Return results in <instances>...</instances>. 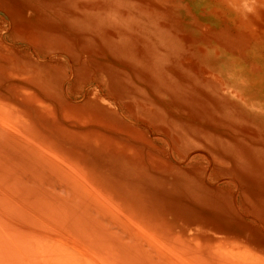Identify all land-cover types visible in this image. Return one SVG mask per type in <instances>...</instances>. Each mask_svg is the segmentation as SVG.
<instances>
[{"label":"bare ground","instance_id":"obj_1","mask_svg":"<svg viewBox=\"0 0 264 264\" xmlns=\"http://www.w3.org/2000/svg\"><path fill=\"white\" fill-rule=\"evenodd\" d=\"M46 1L69 20L46 24L76 29L81 41L22 34L44 60L21 56L9 42L19 34L0 32L15 59L0 51V264H264V143L242 132L248 121L264 137V4L218 0L231 14L185 60L192 36L170 30L177 14L156 11L165 0ZM1 5L43 23L44 8L23 15L22 0ZM233 15L251 21L221 33ZM61 52L72 60L57 62ZM93 77L107 102L84 89ZM201 149L202 164L187 161Z\"/></svg>","mask_w":264,"mask_h":264},{"label":"rangeland","instance_id":"obj_2","mask_svg":"<svg viewBox=\"0 0 264 264\" xmlns=\"http://www.w3.org/2000/svg\"><path fill=\"white\" fill-rule=\"evenodd\" d=\"M22 1H24V2L27 3L26 10L21 12L23 15L27 14L28 12L31 11V9L36 8V7L37 8H44L46 10H44L42 12H39L42 15H45V17L40 18V20H42L43 23H39V22H36V21L21 22V21H19L17 19L16 14L14 15L10 9H8L7 7L1 5V7H0V32L2 31L4 34H6L9 39H13V38H15L17 36V34H19V40L14 41V42H12L13 40H9V42L11 44H13V45H10V44L9 45L12 48L16 49L21 56L28 57V55L30 54L31 50H34L38 54V56L40 57V59H44L45 60V59L50 58V57H47V56L45 57V54H44L45 52H44V48L43 47L38 46L36 44L34 45V43H32V42H27L26 40H23L22 34L40 33V34H43V35H46V36L57 37L55 35V33H58V34H62L64 36L63 39H69V40L73 41V43H76V42L79 43L81 41V40H78L77 39L80 32L78 30H76V29H72V30H69L68 31L66 28L63 29V28H61L59 26H54V25H51V24H49V25L46 24V23H51L52 22V19H54L55 17L56 18H59L60 20H65L67 22V21H69L68 20V14L64 15L63 17L62 16H59L58 13L56 12V9L55 8H47V1L46 0H22ZM150 1L154 5H156L155 1H158V0H150ZM227 1H228V4L230 6H232L233 2L231 0H227ZM33 2H35V3H33ZM179 2H180V4L182 6H185V8H187L190 11L188 14L184 10H180L179 11L177 8L176 9L174 8V7H176V3H179ZM252 2H258V3H263L264 4V2L262 0H255V1L254 0H251V3ZM216 3H218V0H183V1L182 0H165L164 3H163L164 6L160 5L159 6L160 7V10H156L157 12L164 13V15H169V11H172L175 14H177V15H174V16H170L169 17V20L170 21L168 22V24L171 26V29L170 30H172L174 32V34H176L178 36H182V33H178V30L184 31L183 29H185L187 32H190L191 33V36H192L191 40H189L188 43L186 42L187 53H185V52L182 51V54H185L186 55L183 59L190 60V58H191V60H194V57L193 56L188 55V54L191 53L190 50L193 49V48L190 47L192 45V43H194V46H195V43L196 42H198V43L203 42V36L208 35L209 33H215L217 30L219 31V29H221L224 26V24H222L220 21H224L225 20V17H229V15L231 14V12L224 11L220 7V4H216ZM168 6H170L169 7V11L166 9V7H168ZM172 6H174V7H172ZM58 9H64V8L61 5H59L58 6ZM193 10H195V11H193ZM231 10H233V9H231ZM14 12H15V10H14ZM261 12H262V15H260V17H257L256 19L261 20V21H264V14H263L264 13V9ZM41 14L39 16H41ZM193 17H195V18L198 19V29H196V30L191 27L192 23H190V21L192 20ZM180 18L183 19V20H185L189 24H184L183 25V24H180L179 22H175V21H177ZM235 18L236 17L233 15L234 21H235ZM250 21L251 20H249V22ZM241 22L242 23H245V24H242V25H246L247 23H249V22H246V21H241ZM8 23H11V27L13 29L11 27L8 28ZM220 24H221V26H220ZM242 25L238 24L236 21L234 22V24H232V22H231L230 24H227L226 25L228 27V30H226L224 32H221V33H228L230 35H235L237 33V31H238L237 29L242 28ZM5 29H9V31H5L4 32ZM210 31H213V32H210ZM63 39H62V43H66ZM250 39L251 38L248 37V40H250ZM246 42H250V41H246ZM77 46H79L81 49H83L85 45L79 44ZM94 50H96L99 53H105L104 56L108 58V56H107L108 54H107L106 50H103L104 52L101 51V50H99L98 48H95ZM0 51H1V54L3 56H5V57H11L13 60H15L13 56L8 55L5 52V49L1 48ZM246 51H247V53H249V47H246ZM254 53L255 52H252V55L253 56H255ZM61 54H62V52L60 53V55H58L57 62H59L60 60H66V59L72 60L71 54H69V53L66 52L65 53V57L66 58L64 56H62ZM55 57H53V58H55ZM257 57H259L260 59H264V51L260 55H257ZM21 62H24L27 65H31V63H29V62H25V61H21ZM21 62H18V63H21ZM64 62H66V61H64ZM67 64H66V66L68 67ZM258 67H260V66H258ZM259 70L260 69H258V71ZM91 80L88 81L89 84L87 83V86L85 85L86 87L84 86V89L87 90V91H90V93H93V92H95L97 90L98 95H100L103 98V101L104 102H107V99L102 96V94L99 92V90L97 89V87L95 85L98 82V79H96V77H93ZM70 82H72V81H70ZM100 86L103 89V93H105L106 95H109L110 93H112V88L108 84L103 83ZM7 87L8 86L4 87L3 90H6L7 91V89H8ZM75 87H78V86H75ZM75 87L72 84H67V89L71 92L72 95L74 93H76ZM10 94L13 96V93H10ZM154 94H156V93L154 92ZM88 95H90V94H88ZM262 95L263 96H261V98L264 99V91H262ZM116 97L118 99L120 98V96L117 93H116ZM74 100H76V99L74 98ZM121 105L123 106L122 109H123L124 112H126L128 114L134 115V112L129 109V107L127 106V104L125 102L122 101L121 102ZM124 105H126V106H124ZM203 120L210 121V122L212 121V120H208L206 117H203ZM227 121H229V120H227ZM152 127H155V126L152 124L151 125V128ZM223 127L225 129H228L229 130L227 124L224 123V122H223ZM257 130H258V128H257ZM242 132H248L251 135H253V139L255 141L260 142V143H264V137H262V138L257 137V135H256V129H254L253 127H251V125H250V123L248 121L245 124ZM234 134L241 135L239 132L226 133L225 135L227 137L228 136L234 137L235 136ZM235 139H237V138H235ZM237 140L238 141L242 140L243 141L242 143L244 144L246 142V140H248V139H244V140L243 139H237ZM206 143H207V140L204 139L200 135V133L198 132V145H200V144L202 145V144H206ZM248 144H249V142H246V145L247 146H248ZM208 147L209 146H207L206 148L208 149ZM201 148H203V147H201ZM204 153L207 154L204 151V149L198 150V154H196L194 156H191L187 161H189L191 163H195L198 166V165H200V164L203 163V162H200V161L203 159V155H205ZM182 161H184V160L182 159ZM198 162H200V163H198ZM198 168H200V167H198ZM218 182H220L219 179H216L214 181L210 180L209 183H210L211 186H209L208 188L213 190V188L215 187V185H213V184H216ZM234 185H235V183L233 181H231L229 184H226L225 187L233 188ZM220 186L224 188V186L222 185V183H220ZM223 198H224V195H221L219 197V200H222ZM236 199H237V196H236ZM240 199H241V197H238V200H237L238 201V204L243 208L242 209L243 212H247L248 213V210L245 209L241 205V200ZM210 205H212V203H210ZM245 221L251 222V220L249 218L248 219H245Z\"/></svg>","mask_w":264,"mask_h":264}]
</instances>
